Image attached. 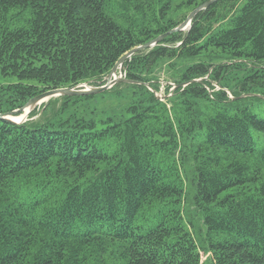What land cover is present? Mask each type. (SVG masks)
<instances>
[{
	"label": "trees",
	"instance_id": "1",
	"mask_svg": "<svg viewBox=\"0 0 264 264\" xmlns=\"http://www.w3.org/2000/svg\"><path fill=\"white\" fill-rule=\"evenodd\" d=\"M207 1L0 0V112L167 33L0 120V264H264V0Z\"/></svg>",
	"mask_w": 264,
	"mask_h": 264
},
{
	"label": "water",
	"instance_id": "2",
	"mask_svg": "<svg viewBox=\"0 0 264 264\" xmlns=\"http://www.w3.org/2000/svg\"><path fill=\"white\" fill-rule=\"evenodd\" d=\"M216 0H209L205 2L204 4L200 5L196 9H194L192 12H190L187 16V18L181 22L177 27L173 28L169 33L174 31H180L187 29L188 26H190L192 19L194 16L202 9L207 8L211 3H213ZM166 34H163L161 36H158L156 39L152 40L151 42H148L143 45H139L128 51L126 54H124L114 65V67L111 69V71L106 75L105 77V83L102 85H91L89 83H82L78 86H72V87H61V88H54L47 90L45 92H42L38 94L37 96L31 98L27 101V103L22 107L18 109H14L12 111L8 112H0V120L3 121H9V122H15V123H22L28 120V115L31 113V111L38 105L45 101H48L52 97H59L62 95H87V94H99L102 93L110 88H112L116 83L127 81V82H135L133 80L126 79L125 77H122L118 75L119 69L123 66L124 61L131 57L134 53L147 49L150 47H153L157 43H159ZM196 81H200V79H197ZM163 84H167V82H163ZM149 86V84H147ZM181 85H187V83L184 84H176L173 88H177ZM156 95L161 100H164L167 98L166 95H160L159 92H156ZM257 94L249 93L244 94L241 97H247V96H254ZM27 110V112H26ZM26 112L25 117L20 119L19 121L15 120L13 117L16 116L17 113ZM27 115V116H26Z\"/></svg>",
	"mask_w": 264,
	"mask_h": 264
},
{
	"label": "rangeland",
	"instance_id": "3",
	"mask_svg": "<svg viewBox=\"0 0 264 264\" xmlns=\"http://www.w3.org/2000/svg\"><path fill=\"white\" fill-rule=\"evenodd\" d=\"M179 1V0H178ZM15 12H17V10L16 9H13V11H11L10 12V14H13V13H15ZM24 16L25 17H27L28 16V14L27 13H24ZM119 21V20H118ZM186 30V29H185ZM121 72H123V69L121 70ZM158 75H161V80H166V78H169L170 77V74L168 73V71H166L165 69L162 71V72H160V74H158ZM18 81V79L15 77V76H4L3 74H2V72H1V68H0V90H1V88L3 87V86H7V85H9V84H13V83H16ZM169 82V81H168ZM165 85L166 84H163V86L161 87V91L159 92L160 93V95H165L166 94V92H167V89L165 88ZM216 86H217V84H216ZM173 89V88H172ZM52 98H55V97H52ZM51 99V98H50ZM49 99V100H50ZM49 100L48 101H45V102H43V103H41V104H38L33 110H35V109H39L43 104H45V103H48L49 102ZM254 102H256V101H254ZM22 114V112L21 113H18V115H16V116H19V115H21ZM30 115V114H29ZM29 115H28V118H29ZM39 116L40 115H36V116H34L33 118H30V119H37V118H39ZM34 194H36L35 192H34ZM33 194V195H34ZM201 255H202V260L204 261L206 258H207V256H208V254H204V252H201ZM208 263V262H207ZM209 264V263H208Z\"/></svg>",
	"mask_w": 264,
	"mask_h": 264
},
{
	"label": "bare ground",
	"instance_id": "4",
	"mask_svg": "<svg viewBox=\"0 0 264 264\" xmlns=\"http://www.w3.org/2000/svg\"><path fill=\"white\" fill-rule=\"evenodd\" d=\"M26 112H27V110H26ZM26 112H23L21 115H19V116H14L13 118L15 119V120H17V121H19L20 119H22V118H24L25 117V113ZM27 116V115H26Z\"/></svg>",
	"mask_w": 264,
	"mask_h": 264
}]
</instances>
